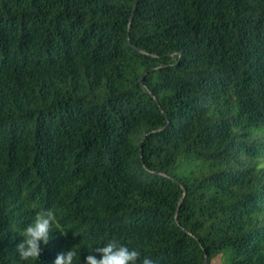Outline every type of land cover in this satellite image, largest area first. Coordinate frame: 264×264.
Listing matches in <instances>:
<instances>
[{
    "label": "trees",
    "instance_id": "1",
    "mask_svg": "<svg viewBox=\"0 0 264 264\" xmlns=\"http://www.w3.org/2000/svg\"><path fill=\"white\" fill-rule=\"evenodd\" d=\"M113 238L264 264V0H0V264Z\"/></svg>",
    "mask_w": 264,
    "mask_h": 264
},
{
    "label": "clouds",
    "instance_id": "2",
    "mask_svg": "<svg viewBox=\"0 0 264 264\" xmlns=\"http://www.w3.org/2000/svg\"><path fill=\"white\" fill-rule=\"evenodd\" d=\"M53 229L61 232L56 212L51 208L40 209L33 221L19 233L23 237V240L16 247L19 259L22 261L38 259L41 253L40 244L41 242L44 244L49 242V233ZM94 251L101 254L100 258L89 254L85 259V264H156L148 256L141 259L139 250L129 248L116 238L109 239L103 246L95 248ZM76 255L77 253L72 247L66 252L58 253L54 264H73Z\"/></svg>",
    "mask_w": 264,
    "mask_h": 264
},
{
    "label": "rangeland",
    "instance_id": "3",
    "mask_svg": "<svg viewBox=\"0 0 264 264\" xmlns=\"http://www.w3.org/2000/svg\"><path fill=\"white\" fill-rule=\"evenodd\" d=\"M210 264H223L221 259H220V256H216Z\"/></svg>",
    "mask_w": 264,
    "mask_h": 264
},
{
    "label": "water",
    "instance_id": "4",
    "mask_svg": "<svg viewBox=\"0 0 264 264\" xmlns=\"http://www.w3.org/2000/svg\"><path fill=\"white\" fill-rule=\"evenodd\" d=\"M143 77V76H142ZM142 77H141V80H142ZM207 264H208V260H207Z\"/></svg>",
    "mask_w": 264,
    "mask_h": 264
}]
</instances>
